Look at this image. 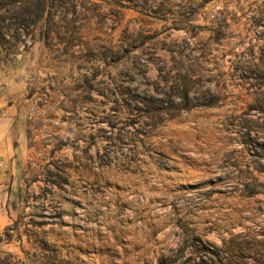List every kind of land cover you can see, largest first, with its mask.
<instances>
[{
	"label": "rangeland",
	"instance_id": "rangeland-1",
	"mask_svg": "<svg viewBox=\"0 0 264 264\" xmlns=\"http://www.w3.org/2000/svg\"><path fill=\"white\" fill-rule=\"evenodd\" d=\"M61 1L0 46V264H264V0Z\"/></svg>",
	"mask_w": 264,
	"mask_h": 264
},
{
	"label": "trees",
	"instance_id": "trees-1",
	"mask_svg": "<svg viewBox=\"0 0 264 264\" xmlns=\"http://www.w3.org/2000/svg\"><path fill=\"white\" fill-rule=\"evenodd\" d=\"M70 2L73 3L74 0ZM62 4L61 0H0L1 48L7 52L12 46L14 50L20 45L25 47L27 33L35 29L46 17L50 22V8ZM9 39H12L14 45H11Z\"/></svg>",
	"mask_w": 264,
	"mask_h": 264
}]
</instances>
